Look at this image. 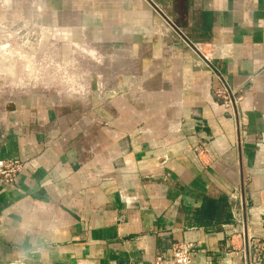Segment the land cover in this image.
<instances>
[{
  "label": "crops",
  "instance_id": "crops-1",
  "mask_svg": "<svg viewBox=\"0 0 264 264\" xmlns=\"http://www.w3.org/2000/svg\"><path fill=\"white\" fill-rule=\"evenodd\" d=\"M69 7L96 39L132 32L135 52L148 42L170 57L154 62L155 85L85 110L42 93L0 101V159L24 161L14 184L0 181V264L146 263L175 241L197 245L192 264H226L242 179L254 218L264 209V0ZM220 78L242 90L241 137L214 95ZM195 143L204 165L187 154Z\"/></svg>",
  "mask_w": 264,
  "mask_h": 264
},
{
  "label": "rangeland",
  "instance_id": "rangeland-1",
  "mask_svg": "<svg viewBox=\"0 0 264 264\" xmlns=\"http://www.w3.org/2000/svg\"><path fill=\"white\" fill-rule=\"evenodd\" d=\"M69 1L0 0L2 103L42 93L57 99L63 108L81 111L124 90L133 92L140 85L143 90L146 82L157 83L150 74L154 62L164 63L171 52L155 57L148 42L142 43L144 52H135L138 34L132 32L117 37L116 31L113 39H104L109 33L98 31L102 38L96 39L94 25L74 21ZM192 64L200 68V63Z\"/></svg>",
  "mask_w": 264,
  "mask_h": 264
},
{
  "label": "built area",
  "instance_id": "built-area-1",
  "mask_svg": "<svg viewBox=\"0 0 264 264\" xmlns=\"http://www.w3.org/2000/svg\"><path fill=\"white\" fill-rule=\"evenodd\" d=\"M208 63L212 65L210 61ZM220 80V86L214 90V95L222 101L230 116L236 121L237 132L241 137V134L245 133L240 112L242 90L233 88L223 78H220ZM190 152L196 156V159L191 157ZM187 154L197 164L204 165L200 157V147L197 143L189 147ZM23 166L24 161L20 158L0 159V181L7 185L14 184ZM245 186L246 180L242 179L230 195V200H237V203H233L236 208L235 220L232 223L223 224V231L226 236V255L229 257V261L222 260L226 264H236L237 252L240 251H243L244 255L241 264H263L264 209L260 212L262 218L257 216L254 218L255 212L253 206L249 204ZM197 253L198 247L194 242L175 241L166 250L159 252L153 260L137 264H192ZM206 263L216 264L210 257L207 258Z\"/></svg>",
  "mask_w": 264,
  "mask_h": 264
},
{
  "label": "bare ground",
  "instance_id": "bare-ground-1",
  "mask_svg": "<svg viewBox=\"0 0 264 264\" xmlns=\"http://www.w3.org/2000/svg\"><path fill=\"white\" fill-rule=\"evenodd\" d=\"M9 65V64H8ZM8 65L6 66V67H8ZM10 66V65H9ZM12 68V67H11ZM11 68H7L8 70H10ZM12 70V69H11ZM193 157H194V159H196V156L193 154Z\"/></svg>",
  "mask_w": 264,
  "mask_h": 264
}]
</instances>
